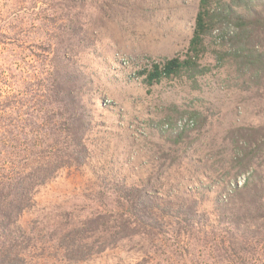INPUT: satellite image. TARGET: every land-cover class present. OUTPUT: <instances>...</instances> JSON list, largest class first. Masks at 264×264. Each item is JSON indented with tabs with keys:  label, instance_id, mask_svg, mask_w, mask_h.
Masks as SVG:
<instances>
[{
	"label": "rangeland",
	"instance_id": "rangeland-1",
	"mask_svg": "<svg viewBox=\"0 0 264 264\" xmlns=\"http://www.w3.org/2000/svg\"><path fill=\"white\" fill-rule=\"evenodd\" d=\"M198 2L0 0V115H10L12 99L14 112L36 103L49 116L55 50L68 54L75 85L85 89L84 106L91 98L87 130L70 129L88 158L78 167L57 169L20 216V226L36 241L25 252L30 263L252 264L248 258L232 262L231 239L223 236V244L211 226L218 224L217 207L248 175L235 178L229 163L242 130L264 126V99L248 88L244 69L236 76L228 62L213 67L210 53L200 62L209 72L196 80L183 76L147 86L139 75L154 62L184 54ZM220 3L230 18L264 20V0ZM217 33L206 40L211 49L223 38ZM59 119L62 131L47 144L56 150L57 139L70 141ZM7 132L23 131L5 121L0 137ZM25 133L20 144L26 138L30 146L39 136ZM52 153L40 152L43 164L54 159ZM141 209L140 223L133 214ZM119 226L123 234L117 237L112 231ZM82 229L88 240L81 244L111 241L114 247L65 258L61 236Z\"/></svg>",
	"mask_w": 264,
	"mask_h": 264
},
{
	"label": "trees",
	"instance_id": "trees-1",
	"mask_svg": "<svg viewBox=\"0 0 264 264\" xmlns=\"http://www.w3.org/2000/svg\"><path fill=\"white\" fill-rule=\"evenodd\" d=\"M229 16L220 0H199L193 33L186 51L163 62H154L139 72V75L144 76L145 84L153 86L164 79L172 80L183 76L196 80L197 76L209 72L207 67H201L200 62L210 53L215 62L213 67H224L228 62L236 66V76H240L241 70L244 69L252 84L248 88H254L257 97L264 99V20ZM213 31H218L214 37L223 36L217 49H211L206 45V40L211 38ZM228 31L232 34L227 35ZM68 57L66 52L55 50L50 53L56 70L53 68V71H49L50 84H47L53 100L49 116L44 112L40 113L41 108L36 103L14 112L12 99L8 104L12 109L10 115H0V126L5 121L9 125L18 123L23 131L3 133L0 137V264H35L27 260L25 252L30 251L31 244L36 241L29 237L28 233L31 231H26L20 226V216L31 205L35 190L57 169L78 167L88 158L80 136L71 133L70 129L76 128L79 132L87 130L92 116V107L89 106L91 98H88L90 101L88 106H84L85 89L80 84L75 85L73 80L75 75H72L66 64ZM59 117L69 128L66 136H70V141L65 137L57 139L56 150L47 144L53 133L62 131ZM58 122L60 127L57 126ZM27 129L31 130L34 136L39 135L36 139H31L33 142L30 146L26 138L23 144L19 142L21 136L27 137L25 133ZM242 131L243 134L237 141L239 149L238 147L235 149L229 166L236 170L233 174L235 178L245 173L248 175L241 187H235L227 200L217 207L218 224L212 225L211 230H217L215 233L219 236L215 238L221 239L223 244V236L226 242L231 239L227 248L232 247L229 249L231 252L228 257L232 262L248 258V262L252 261V264L254 261L264 264V171H261V168H264V126L246 128ZM63 142L70 144L63 147ZM18 143L22 148L18 147ZM51 151H54L52 153L54 159L49 161L48 165L43 164L46 157H41L40 152ZM142 196L146 199L145 189ZM141 210L142 212L138 211V216L137 213L133 214V218L140 223L145 212V209ZM80 233H83V229L80 232L74 230L66 233V238L61 236L62 244L65 243L61 247V252L66 253L65 258L77 256L81 258L92 252L100 253L114 247L115 243L111 241L81 244L88 239L82 238L83 234ZM112 233L119 237L123 234V228L115 227ZM102 236L98 235L95 238L99 240ZM81 248H87V251L84 253ZM180 262L192 264L189 261Z\"/></svg>",
	"mask_w": 264,
	"mask_h": 264
}]
</instances>
